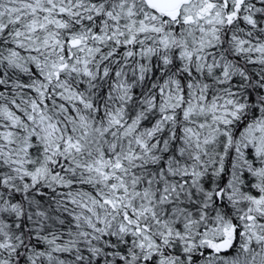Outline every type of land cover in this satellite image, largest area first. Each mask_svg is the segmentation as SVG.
I'll use <instances>...</instances> for the list:
<instances>
[{"label":"snow or ice","instance_id":"1","mask_svg":"<svg viewBox=\"0 0 264 264\" xmlns=\"http://www.w3.org/2000/svg\"><path fill=\"white\" fill-rule=\"evenodd\" d=\"M242 260L264 264V0H0V264Z\"/></svg>","mask_w":264,"mask_h":264},{"label":"clouds","instance_id":"2","mask_svg":"<svg viewBox=\"0 0 264 264\" xmlns=\"http://www.w3.org/2000/svg\"><path fill=\"white\" fill-rule=\"evenodd\" d=\"M87 2V0H85V3ZM149 36H151V34H148ZM105 46H109L107 45V41H105ZM110 47V46H109ZM85 56H89L91 57V64L90 66L93 68V73L95 74V64H96V55H101V56H104L106 57L107 54L106 53H99V54H96L95 53V48H93V53H88L87 51L84 53ZM102 62V61H101ZM129 64L131 65V67L129 68H126L124 69L125 72L128 73V76L129 77H132V76H138L139 74V67H138V64H132L131 61H129ZM143 68L146 69V75L147 77L150 79L151 78V64L150 63H145L143 65ZM133 69H137V71H133ZM101 79L103 80L104 77L101 76ZM120 82L124 85L125 88H131L133 86L135 87H140L142 90L145 91V96L142 98L143 99V102L145 104H148V103H151V97L149 96V93L152 92V89L151 87H147L146 85H144L142 82H140L138 79L137 80H132V81H126L125 78L123 76H121L120 78ZM156 83L159 85V80L156 81ZM95 87H99V85H94ZM122 93L116 89V90H113V94H112V99L111 100H105V104L106 105H111L113 107H115V105L117 104H121V105H124V100L122 98L118 99V97H122ZM128 96H134L135 94L132 93L131 91H129L127 93ZM177 97H178V93L176 94ZM165 96H167V92H165ZM131 101H129L130 103ZM123 110V109H122ZM140 109H138V113H140ZM125 115H127V113L125 112ZM159 135L160 133L157 132L156 133V138L158 139L159 138ZM150 136H151V133L149 131H144L142 130V134H141V139L144 140V141H147L149 142V144L151 143V139H150ZM211 159H212V156L210 154L209 156V159H208V163L209 165L211 166ZM48 180H52V175L51 173L49 174L48 176ZM79 211V210H78ZM211 238V237H209ZM243 255V254H242ZM259 259V258H258ZM242 264H243V260H242Z\"/></svg>","mask_w":264,"mask_h":264}]
</instances>
